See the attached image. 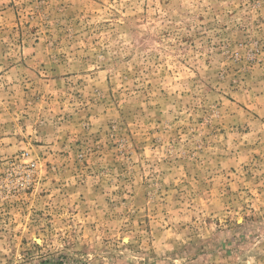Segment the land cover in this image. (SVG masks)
I'll return each mask as SVG.
<instances>
[{
	"label": "rangeland",
	"instance_id": "rangeland-1",
	"mask_svg": "<svg viewBox=\"0 0 264 264\" xmlns=\"http://www.w3.org/2000/svg\"><path fill=\"white\" fill-rule=\"evenodd\" d=\"M47 262L264 264V0H0V264Z\"/></svg>",
	"mask_w": 264,
	"mask_h": 264
},
{
	"label": "trees",
	"instance_id": "trees-1",
	"mask_svg": "<svg viewBox=\"0 0 264 264\" xmlns=\"http://www.w3.org/2000/svg\"><path fill=\"white\" fill-rule=\"evenodd\" d=\"M47 261H48V260H47ZM47 264H51V263L47 262Z\"/></svg>",
	"mask_w": 264,
	"mask_h": 264
}]
</instances>
